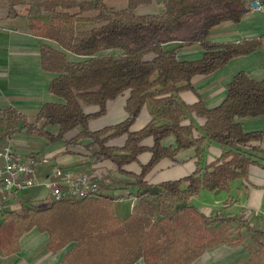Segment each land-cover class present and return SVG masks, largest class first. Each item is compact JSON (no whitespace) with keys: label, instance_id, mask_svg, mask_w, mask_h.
Returning a JSON list of instances; mask_svg holds the SVG:
<instances>
[{"label":"trees","instance_id":"trees-1","mask_svg":"<svg viewBox=\"0 0 264 264\" xmlns=\"http://www.w3.org/2000/svg\"><path fill=\"white\" fill-rule=\"evenodd\" d=\"M37 1L48 15V23L37 16L28 27L34 36L55 43V47L40 46V66L55 75L47 93L57 100L45 101L33 117L12 108L0 111L2 145L25 132L44 139L47 146L62 143L63 152L80 149L92 163L106 160L121 170L136 162L144 150L139 146L142 140L152 137L154 144L149 163L141 168L140 188L126 218L114 214L113 205L122 197L109 193L102 178H98L99 194L94 199L43 204L46 194L42 199L40 188L31 189L13 198L12 209L0 222L1 256L16 253L19 239L36 228L48 234L50 253L69 248L58 264H135L139 260L144 264H191L208 249L246 241L248 261L236 264H264V229L252 228L230 215L207 217L189 203L201 190L228 192L231 182L245 180L248 168L257 165L254 154L264 150L252 144L263 141L264 133L244 132L239 120L264 116V79L255 81L238 72L227 85L225 98L214 108L202 102L187 106L175 98L180 91L192 89L193 78L211 75L229 60L264 48L261 38L226 44L210 41L216 26L238 24L250 11L251 0H155L161 11L144 15L139 10L152 0H127L119 10L109 8L106 0ZM75 23L92 27L76 30ZM173 42L181 47L163 50V45ZM194 46L203 51L199 60L178 57L181 50ZM147 56L152 58L147 60ZM126 91L128 118L114 127L90 132V120L104 116L106 103ZM146 103L153 119L141 131L131 133L129 129ZM89 106L99 111L87 115L84 107ZM186 113L205 119L203 136L193 139L192 128L180 126ZM157 119L167 123L157 126ZM72 132L76 134L68 138ZM171 135L176 147H162V140ZM123 136H127L123 148L106 146ZM205 140L218 144L222 154L200 168ZM194 146L197 163L190 176L158 185L143 182L162 159L172 160L179 150Z\"/></svg>","mask_w":264,"mask_h":264},{"label":"crops","instance_id":"crops-1","mask_svg":"<svg viewBox=\"0 0 264 264\" xmlns=\"http://www.w3.org/2000/svg\"><path fill=\"white\" fill-rule=\"evenodd\" d=\"M77 1L92 2L94 0ZM260 1L264 3V0ZM105 3L109 8L119 10L125 8L127 0H106ZM151 10L159 12L161 8L157 2H153L150 6L139 11ZM43 15L48 17L47 13L40 8V2L37 0H0V111L12 108L28 117H33L45 101L57 100L47 93L48 84L55 75L44 72L40 66V46L55 47V43L34 36L28 27L33 18L42 17ZM42 20L45 24L48 23L44 18ZM74 27L76 29V26ZM254 38H261L264 44V13L252 10L238 24H220L212 30L210 35V41L217 44L238 43L242 40ZM180 47L181 43L173 42L163 45L162 48L164 51H171ZM109 53L119 54L118 51ZM202 54L203 51L198 46H194L181 50L178 57L185 61H195L199 60ZM151 58L152 56L146 57L147 60ZM238 72H245L255 81L264 79V48L256 49L248 55L229 60L224 67L211 75L193 78L191 82L192 89L180 91L175 95V98L187 106L202 102L207 108H214L223 101L227 85ZM182 85L184 84L179 86ZM128 97L129 91H126L115 100L108 101L105 115L90 120L89 131L97 132L124 122L128 118V114L124 110ZM158 98L160 97L155 99ZM150 109L149 103L143 106L129 129L131 133L141 131L152 121L153 117L150 115ZM98 111L99 109L96 106L84 107V112L87 115H94ZM155 123L160 126L167 122L157 119ZM239 123L246 133H264V116L241 119ZM204 124L205 119L197 117L193 113H186L180 119V126H190L192 128L193 139L203 136L201 129ZM75 134L76 132H72L68 138L73 137ZM15 135L23 138L29 136L30 139L38 138L31 137L25 132H19ZM15 135L11 139H14ZM126 138L127 136H123L114 139L106 146L121 149L124 147ZM41 140L44 141V139ZM2 143L0 141V147L3 146ZM57 144L59 146L56 148L55 153L52 152L53 150L49 151L53 155V163L77 173L90 170L97 178L105 180L109 187V193L122 197L113 205L114 214L118 218H126L131 213L135 194L140 188L138 177L142 172L141 168L149 163L152 156L151 148L154 144L152 137L145 138L139 144L144 150L137 155L136 162L123 166L121 170H117L113 164L106 160L96 164L92 163V160L80 149L69 148L67 152H63L64 144ZM19 145L20 143H16L15 146ZM45 145L47 146L46 141ZM252 145L264 150V140L253 142ZM161 146L175 148V137L173 135L168 136L162 140ZM61 148L63 149L61 150ZM13 151L18 155L21 153L18 147H13ZM221 154L222 149L218 144L205 140L201 146L200 168L216 161ZM253 160L257 162V165H251L248 168L247 178L231 182L228 192L210 193L201 190L198 195L189 199V203L207 217L230 215L241 218L252 228L263 230L264 153L255 152ZM196 163L195 146L179 150L172 160L164 158L158 162L145 175L143 182L149 185H158L186 178L195 171ZM47 171V168L39 169L38 178L45 177ZM12 203H14V199L10 200L4 218L12 209ZM43 204H45V201H43ZM48 241L47 233H41L33 228L19 239L16 253L5 257L0 254V264H58L69 248L53 254L47 249ZM246 244L247 241L238 246L220 245L208 249L191 264L246 263L249 258L248 251L245 248ZM135 264L144 263L139 260Z\"/></svg>","mask_w":264,"mask_h":264},{"label":"built area","instance_id":"built-area-1","mask_svg":"<svg viewBox=\"0 0 264 264\" xmlns=\"http://www.w3.org/2000/svg\"><path fill=\"white\" fill-rule=\"evenodd\" d=\"M249 10L264 13V3L251 0ZM47 168V175L38 178L37 171ZM46 190L47 201L94 199L99 194L96 175L73 172L53 163V155L22 157L13 151L12 139L0 147V222L6 215L11 199L31 189Z\"/></svg>","mask_w":264,"mask_h":264},{"label":"rangeland","instance_id":"rangeland-1","mask_svg":"<svg viewBox=\"0 0 264 264\" xmlns=\"http://www.w3.org/2000/svg\"><path fill=\"white\" fill-rule=\"evenodd\" d=\"M152 1L156 2L155 0H152ZM157 12L158 11L151 10V11H139L138 13L139 14H155ZM43 18L45 19L46 22H48L49 17H46L43 15L42 19ZM75 26H76L77 30H86V29L92 27L91 24H87V23H77ZM31 137H33V136H31ZM12 143H13L12 144L13 147H15V148L18 147V150L21 152L20 154L22 155V157L31 156L32 154L38 155V156H40V155H51V152H49V151L53 150L52 152L55 153L56 148L59 146L56 143V144H52V145L47 147L45 145V141H42L41 139H38V138L30 139L29 136H28V138H23L22 136H19V135H15L14 139L12 138ZM16 143H20V145L15 146ZM62 149L63 148H61V150ZM37 174H38V171H37ZM37 190L39 192V196H42V199H45L44 198L45 194H47L46 190H44V189H41V190L37 189Z\"/></svg>","mask_w":264,"mask_h":264}]
</instances>
